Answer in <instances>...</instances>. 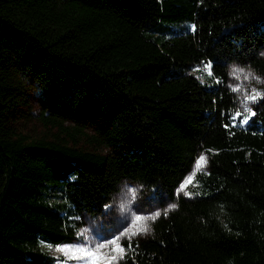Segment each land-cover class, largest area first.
Segmentation results:
<instances>
[{
    "label": "trees",
    "instance_id": "trees-1",
    "mask_svg": "<svg viewBox=\"0 0 264 264\" xmlns=\"http://www.w3.org/2000/svg\"><path fill=\"white\" fill-rule=\"evenodd\" d=\"M232 61L264 77V0H0V264H52L123 179L175 198L201 150L116 264H264V96L238 109Z\"/></svg>",
    "mask_w": 264,
    "mask_h": 264
},
{
    "label": "rangeland",
    "instance_id": "rangeland-1",
    "mask_svg": "<svg viewBox=\"0 0 264 264\" xmlns=\"http://www.w3.org/2000/svg\"><path fill=\"white\" fill-rule=\"evenodd\" d=\"M169 24L176 33L191 29L190 20L172 21ZM164 33L167 27H158ZM170 73L179 71L193 74L207 84H213L210 76V65L203 62L171 67ZM228 87L235 93L237 107L242 113L251 111L254 103L264 96V77L248 64L232 61L228 65ZM260 93L255 100L249 97ZM201 157L206 162H201ZM208 171V154L201 150L196 157L192 169L187 173L175 189V198L150 196L149 187L141 182L123 179L113 193L108 208L103 213L89 214L84 212V221L78 229V236L70 243L53 245L40 242V246L55 258L52 264H116L125 252L123 240L146 237L151 231V224L163 212L176 206V198L180 195L193 197L197 175ZM159 214V215H157ZM139 218V219H138ZM147 227L148 231L141 229ZM114 249H123L122 252ZM87 250L91 255H86ZM116 259L113 260L112 257Z\"/></svg>",
    "mask_w": 264,
    "mask_h": 264
},
{
    "label": "snow or ice",
    "instance_id": "snow-or-ice-1",
    "mask_svg": "<svg viewBox=\"0 0 264 264\" xmlns=\"http://www.w3.org/2000/svg\"><path fill=\"white\" fill-rule=\"evenodd\" d=\"M259 95H261V94L260 93H256L255 95L249 97V99L255 100L257 98V96H259ZM244 122L247 123V120H245ZM201 162H206V158L205 157H201ZM157 215H159V214H157ZM141 231L146 233L148 231V228L144 227V228L141 229ZM117 250L120 251V252L123 251V249H114V251H117ZM80 251H84L86 255H91V253H88L87 250H80ZM112 259L115 260L116 257L113 256ZM109 264H111V261L109 262Z\"/></svg>",
    "mask_w": 264,
    "mask_h": 264
}]
</instances>
